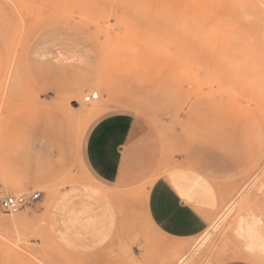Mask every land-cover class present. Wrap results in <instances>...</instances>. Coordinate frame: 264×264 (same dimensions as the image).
<instances>
[{
  "label": "rangeland",
  "instance_id": "1",
  "mask_svg": "<svg viewBox=\"0 0 264 264\" xmlns=\"http://www.w3.org/2000/svg\"><path fill=\"white\" fill-rule=\"evenodd\" d=\"M0 47V200L41 192L0 207V264H87L59 246L49 210L84 181L83 134L106 109L145 126L156 174L189 171L218 201L203 233L150 229L114 248L118 261L177 264L197 249L187 264H264L240 230L254 216L264 230V0H0Z\"/></svg>",
  "mask_w": 264,
  "mask_h": 264
},
{
  "label": "crops",
  "instance_id": "2",
  "mask_svg": "<svg viewBox=\"0 0 264 264\" xmlns=\"http://www.w3.org/2000/svg\"><path fill=\"white\" fill-rule=\"evenodd\" d=\"M3 61L0 47V74ZM145 131L125 109L93 117L81 144L84 181L62 189L57 193L62 202L51 205L49 221L59 246L87 264H125L114 248L141 243L150 229L167 240L193 238L217 213L212 189L191 172L169 166L156 174L159 163Z\"/></svg>",
  "mask_w": 264,
  "mask_h": 264
},
{
  "label": "bare ground",
  "instance_id": "3",
  "mask_svg": "<svg viewBox=\"0 0 264 264\" xmlns=\"http://www.w3.org/2000/svg\"><path fill=\"white\" fill-rule=\"evenodd\" d=\"M261 221L262 218L260 216H254L251 222L247 220L242 221L240 223V230L242 234L249 239L248 248L250 250H256L260 254H264V230L260 227L262 224ZM196 251L197 249H193L188 252V254L181 256L177 264H187L189 259L195 255Z\"/></svg>",
  "mask_w": 264,
  "mask_h": 264
},
{
  "label": "built area",
  "instance_id": "4",
  "mask_svg": "<svg viewBox=\"0 0 264 264\" xmlns=\"http://www.w3.org/2000/svg\"><path fill=\"white\" fill-rule=\"evenodd\" d=\"M98 97H99L98 92L92 91L84 97V100L89 103L91 101L98 99ZM40 194L41 192L35 191L28 195L26 194L7 195L0 200V207L6 212H16L20 210L21 208L35 202L40 197Z\"/></svg>",
  "mask_w": 264,
  "mask_h": 264
}]
</instances>
